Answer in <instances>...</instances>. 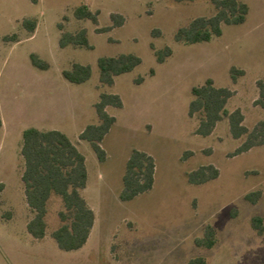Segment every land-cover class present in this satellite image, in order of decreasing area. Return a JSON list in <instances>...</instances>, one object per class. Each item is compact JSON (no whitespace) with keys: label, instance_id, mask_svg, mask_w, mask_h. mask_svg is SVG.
I'll return each mask as SVG.
<instances>
[{"label":"rangeland","instance_id":"374dc122","mask_svg":"<svg viewBox=\"0 0 264 264\" xmlns=\"http://www.w3.org/2000/svg\"><path fill=\"white\" fill-rule=\"evenodd\" d=\"M241 1L249 7L244 24L223 26L222 36L209 43L186 45L175 35L192 20L213 16L210 0H0V264H186L195 257L208 264H264V234L252 226L254 218L264 220V146L233 156L246 137L234 139L227 119L203 137L196 134L198 120L188 114L192 89L212 79L233 91L227 107L242 111L247 128L264 122V108L256 103L264 79V0ZM82 5L99 12L97 25L76 18ZM115 15L125 18L124 25L103 32L114 25ZM26 20L37 22L34 33ZM82 29L92 48H61L63 32ZM152 45L170 47L173 54L159 64ZM125 54L140 57L142 64L116 77L112 87L102 85L98 60ZM32 55L49 69L35 67ZM75 64L91 67L87 82L66 80L64 72ZM232 69L243 72L236 82ZM102 93L123 102L121 109H108L117 122L102 143L103 163L80 139L99 122ZM30 128L66 134L86 158L83 195L96 223L78 251L61 250L52 237L61 225L63 205L57 198L49 203L46 237L36 240L28 232L34 216L22 181L21 151ZM134 150L155 159V184L123 202V177ZM210 165L219 170L217 179L190 184L189 173ZM253 193H260L252 197L256 203L247 199ZM209 226L217 244L198 248L195 240Z\"/></svg>","mask_w":264,"mask_h":264},{"label":"trees","instance_id":"16d2710c","mask_svg":"<svg viewBox=\"0 0 264 264\" xmlns=\"http://www.w3.org/2000/svg\"><path fill=\"white\" fill-rule=\"evenodd\" d=\"M177 3L193 2L194 0H173ZM215 8L211 17H199L190 22L187 27L178 30L175 41L186 45L209 43L221 37L223 26L242 25L246 22L249 7L241 0H210ZM78 20H89L98 24L99 12H93L87 5H82L75 11ZM115 27L125 23L122 15L112 17ZM24 26L29 33H34L37 22L26 20ZM63 30L62 26L60 27ZM102 33V32H99ZM155 33V32H154ZM159 34L160 32H156ZM61 48L69 46L92 48L87 38L86 30L78 33L63 32L60 39ZM159 64L172 56L173 50L167 47L158 50L152 45ZM32 63L39 69H49V64L42 61L37 55H32ZM142 64L140 57L133 54L119 55L117 57H103L98 60L100 82L102 85L112 87L115 78L132 72ZM151 71V75H154ZM243 72L232 69L234 82L237 75ZM92 76L90 66L75 64L73 69L64 72L67 81L73 84H83ZM143 78L136 83L141 84ZM259 99L257 104L264 108V79L258 82ZM234 93L228 88H219L212 79L206 84L192 89L193 100L189 107V117L198 120L196 134L208 137L212 135L218 124L228 120L230 131L234 139L246 137L245 142L235 151L233 156L246 153L253 148L264 146V122H260L250 130L244 125V115L240 109L230 112L228 103ZM123 102L116 94L102 93L96 105L99 118L98 124L91 125L81 134L80 139L91 144L100 162H105L107 153L102 147L105 137L116 124L117 119L108 113L109 108L121 109ZM3 120L0 116V130ZM22 156L25 169L22 181L25 186L27 204L33 213V219L28 223V232L36 240H42L47 235L49 203L57 198L61 201L63 209L59 212L61 225L52 233L59 248L66 252L82 249L90 239L96 223V214L90 206L83 192L88 184V170L86 158L79 151L70 138L57 130L43 131L30 128L23 133ZM156 162L148 153L134 150L126 165L123 177V191L120 199L129 202L138 196L151 191L155 184ZM220 172L214 166H203L199 170L189 173L188 179L192 185H201L215 180ZM260 193H253L247 199L256 203ZM252 226L259 235L264 234V220L256 217ZM198 248L212 249L217 244V236L212 227H207L205 236L195 240ZM186 264H208L203 257H195Z\"/></svg>","mask_w":264,"mask_h":264},{"label":"crops","instance_id":"0c3cea01","mask_svg":"<svg viewBox=\"0 0 264 264\" xmlns=\"http://www.w3.org/2000/svg\"><path fill=\"white\" fill-rule=\"evenodd\" d=\"M3 127H4V122H3ZM3 129V128H2ZM87 189V188H86ZM88 201V200H87ZM89 202V201H88ZM89 204H90V202H89ZM91 206V205H90Z\"/></svg>","mask_w":264,"mask_h":264}]
</instances>
